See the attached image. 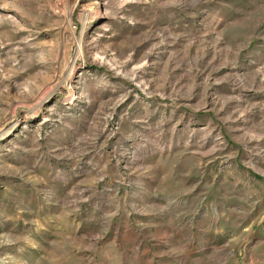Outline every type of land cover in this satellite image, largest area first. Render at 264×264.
<instances>
[{"label": "rangeland", "instance_id": "rangeland-1", "mask_svg": "<svg viewBox=\"0 0 264 264\" xmlns=\"http://www.w3.org/2000/svg\"><path fill=\"white\" fill-rule=\"evenodd\" d=\"M0 264H264V0H0Z\"/></svg>", "mask_w": 264, "mask_h": 264}]
</instances>
